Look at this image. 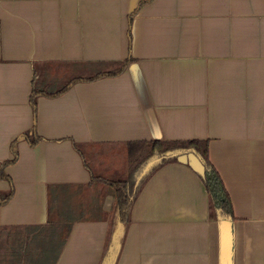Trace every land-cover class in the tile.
I'll use <instances>...</instances> for the list:
<instances>
[{
    "label": "crops",
    "instance_id": "0c3cea01",
    "mask_svg": "<svg viewBox=\"0 0 264 264\" xmlns=\"http://www.w3.org/2000/svg\"><path fill=\"white\" fill-rule=\"evenodd\" d=\"M84 68L95 72L49 95ZM190 139L207 140L218 178L188 160L140 183L132 171L113 264H223L227 223L229 264H264V0H0V264H47L35 237L51 231L65 188L96 194L91 174L110 177L87 153L97 167L100 146L128 156L129 142ZM225 191L230 211L212 196ZM81 205L108 211L107 200ZM77 217L54 264L102 259L107 216Z\"/></svg>",
    "mask_w": 264,
    "mask_h": 264
},
{
    "label": "trees",
    "instance_id": "16d2710c",
    "mask_svg": "<svg viewBox=\"0 0 264 264\" xmlns=\"http://www.w3.org/2000/svg\"><path fill=\"white\" fill-rule=\"evenodd\" d=\"M100 75L101 74H98L91 78H95ZM67 87H68V84L64 85L63 87L58 89L56 92L51 93L49 95L59 94L63 92ZM36 94L37 92L33 91V95H32L33 101H34V97L36 96ZM28 139H29L30 144H34L37 141L38 136L30 135L28 136ZM143 148L146 149V155L144 153L143 156L140 159H138V161L136 160L135 165L139 161L141 162L143 160H144V163H143L144 167L150 163L152 164V162L156 159H157V162H154L150 170H148V172H146L141 177L140 179L141 181H143L152 171H154L159 166L169 161H178V160L186 161L187 154L190 152L194 153L200 160L201 164L203 165V170L199 171V174L202 177H204L205 175L206 176L209 175V180L211 183L214 182L216 177L218 178L216 172L214 171L210 163L209 154H208V144H207V140L205 139L204 140H200V139L172 140V141L171 140H159V141H153V142L138 141V142L128 143L129 155L133 154L134 152L138 150H140L141 152ZM3 166L4 165L0 166V177L7 178V175L3 171ZM91 180L94 182H101V183L107 184L111 186L114 190L115 211H114V214L111 216L112 222L109 223V230H108L107 238L105 242L104 254L99 263V264H103L106 258V255L108 253V250L113 243L115 235H118V239H119L118 243L120 246L125 227L127 226L130 220L131 205L138 191V188H139L138 184L140 183V181L137 184L135 179L133 181L131 180V177H127L126 179V178L98 176L94 174H91ZM213 191L214 189L212 190V192ZM11 194H12V191H9L6 194H4V199H2L1 202L10 198ZM224 194L225 195L223 196V198H216L214 194L212 196H213V199L217 202V205L219 206V208L225 211L226 210L230 211L231 204H230L229 197L226 191ZM52 205L54 204H51V206L49 207L51 212H52V207H53ZM62 216H63L62 211H60V212H57V218L49 217L48 219V223H49L48 226L51 228V231H49L46 238L43 239L42 247L40 249L42 253V261L45 260L47 264H54L61 250L62 244L67 239V236L72 226V222L75 221L77 217V216H74L73 218L67 220L65 218H62ZM60 225L62 226L64 225L63 226L64 229L61 228V230H59ZM55 229L57 232H55ZM56 236H57V241H55ZM61 237H62V241H61Z\"/></svg>",
    "mask_w": 264,
    "mask_h": 264
},
{
    "label": "rangeland",
    "instance_id": "374dc122",
    "mask_svg": "<svg viewBox=\"0 0 264 264\" xmlns=\"http://www.w3.org/2000/svg\"><path fill=\"white\" fill-rule=\"evenodd\" d=\"M94 68V67H93ZM96 69H101V67H97ZM95 72V69H81L79 72L76 71H70L67 74L63 75V76H57L56 80L53 81L52 84H49L47 86V89L51 90H55L58 88H61L62 85L65 84L66 80L69 77H74V76H88L90 74H93ZM145 150V152H144ZM145 153L146 155V149L143 148L142 151L140 152V150L134 152L131 155L127 156V149L126 146L123 145H115V146H111V145H107V146H100L97 147L95 149V160L98 163V166L95 167L93 164V160L90 158V155L87 153V160L89 162V164L92 167L93 172L95 173H99L102 175H109L110 177H114V178H126L127 177H131V174H133L134 172L132 171H138L137 173V177L139 178V180L137 179V181H141V177L148 172V170H150V168L152 167V165L154 164V162H157V159L154 160L151 164V167L145 172L143 173L142 176H140L143 168H141L142 170L140 171V165L143 161H139L136 165H135V161L138 159H140L143 154ZM142 163V164H143ZM135 165V166H134ZM144 167V164H143ZM139 168V169H138ZM136 175V172L135 174ZM130 180V179H129ZM131 180L133 181V179L131 178ZM101 185V189L99 190V193L96 192V194H91V191L89 189V187L87 185H79L76 188H74L71 192L65 188V194L63 196V203H61V207L64 206V209L62 210V218L65 219H71V215L72 216H99L104 214V216H107V219L109 220V223L112 222V215L114 214L115 211V204H114V190L111 186L98 182ZM137 183V182H136ZM107 188H109L112 191V194H108V197L106 195L107 193ZM87 190V191H86ZM78 192H80V194H77ZM106 195V196H105ZM89 199H95V201H97L98 203L103 202V200H107L108 203V211L107 212H103V211H99V210H85L86 208H83L84 206L81 205L83 203H85V199L88 198ZM72 200H75L73 203L75 204H70L72 202ZM67 203H69V205H67ZM72 205H74L73 207H76V210H74L73 208L71 210H68L66 207L70 206L72 207ZM79 208V209H78ZM64 223V222H62ZM64 226V225H63ZM62 225L59 226V230L64 229ZM60 232V231H59ZM29 234V231L24 232L21 234L22 239L24 240V238L27 237V235ZM29 244H32V240H29ZM35 245L38 244L42 247V240H38L35 237ZM223 261V260H222ZM224 263V262H223ZM225 264V263H224Z\"/></svg>",
    "mask_w": 264,
    "mask_h": 264
},
{
    "label": "water",
    "instance_id": "95a60500",
    "mask_svg": "<svg viewBox=\"0 0 264 264\" xmlns=\"http://www.w3.org/2000/svg\"><path fill=\"white\" fill-rule=\"evenodd\" d=\"M187 160L194 166L195 169L202 171L203 170V165L201 164L200 160L198 157L190 152L187 154ZM151 167V163L146 165L140 176L143 175L149 168ZM139 180V179H138ZM118 235L114 236V240L112 245L110 246L108 253L106 255V258L103 262V264H113L117 255V251L119 248V243H118ZM223 262L225 264H229V252H230V246H231V228L229 223L224 224V229H223ZM223 263V264H224Z\"/></svg>",
    "mask_w": 264,
    "mask_h": 264
}]
</instances>
